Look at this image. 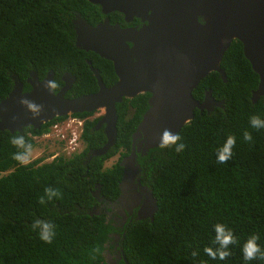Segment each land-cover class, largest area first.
<instances>
[{
  "label": "trees",
  "instance_id": "16d2710c",
  "mask_svg": "<svg viewBox=\"0 0 264 264\" xmlns=\"http://www.w3.org/2000/svg\"><path fill=\"white\" fill-rule=\"evenodd\" d=\"M73 11L91 25L104 17L86 0H0V100L12 87V75L23 90L28 89L25 78L31 70L38 78L53 72L58 85L59 76L70 72L75 83L66 98L92 93L96 85L85 60L99 71L105 86L115 80L109 61L74 47L69 25ZM107 18L110 23L129 25L119 13ZM219 67L225 81L211 71L199 80L191 96L201 101L203 92L209 90L214 100L222 101V107L208 113L193 110L192 119L177 132L185 149L178 153L175 146L156 147L136 154L140 182L151 190L156 211L151 222L135 220L126 227L122 252L129 264H264L259 257L245 261L242 254L252 235L259 236L257 243L264 250V128L250 125L252 115L264 119V98L250 101L257 77L238 41L229 44ZM147 96L138 94L115 105V141L103 155L89 159L85 154L105 141L101 129H92L97 118L84 122L79 153L59 152L42 162L50 154L44 151L27 165L13 159L18 149L10 143L11 137L23 135L33 148L45 141L43 146L52 144L59 151L58 141L34 137L64 116L38 129L0 131V264H99L110 227L101 216L87 214L95 204L91 191L97 185L99 195L116 197L121 174L118 163L129 151L130 135L147 107ZM128 106L132 108L129 113ZM245 131L252 134L251 142L243 140ZM229 135L236 137L233 156L221 164L217 151ZM114 156L116 160L105 167L104 161ZM48 187L59 189L62 198L41 205L38 200ZM36 219L55 226L51 244L33 231ZM217 223L229 228L238 241L229 246L231 255L225 260H213L204 252L205 247H218L213 243Z\"/></svg>",
  "mask_w": 264,
  "mask_h": 264
},
{
  "label": "water",
  "instance_id": "95a60500",
  "mask_svg": "<svg viewBox=\"0 0 264 264\" xmlns=\"http://www.w3.org/2000/svg\"><path fill=\"white\" fill-rule=\"evenodd\" d=\"M98 7L103 19L88 24L75 14L72 33L74 47L90 51L110 62L115 81L102 84L98 71L89 66L96 79V90L74 98L64 97L73 77L66 73L63 86L51 94L31 70L26 78L28 89L12 75V87L0 100V131L19 132L24 127L38 129L54 118L73 113H101L96 124H102L105 141L100 148L88 151L87 158L103 155L116 136L115 105L124 98L146 93L147 107L130 135V150L119 161L121 167L118 195L112 202L130 213L137 207L135 220L152 221L156 211L155 198L146 185L138 183L140 167L136 154L160 147L165 129L177 133L193 117V110L210 112L222 107L210 91L201 101L191 96L199 80L214 71L225 81L219 67L229 44H241L243 57L257 77L250 101L264 98V0H86ZM119 13L124 23L133 19V26L110 23L107 15ZM89 65V62L86 61ZM68 76H70L68 78ZM27 98L44 106L33 118L19 99ZM124 264H129L122 257Z\"/></svg>",
  "mask_w": 264,
  "mask_h": 264
},
{
  "label": "clouds",
  "instance_id": "9594fccd",
  "mask_svg": "<svg viewBox=\"0 0 264 264\" xmlns=\"http://www.w3.org/2000/svg\"><path fill=\"white\" fill-rule=\"evenodd\" d=\"M45 90L51 94H55V90L58 88V84L55 80H48L43 83ZM19 104L23 106L28 112L32 114V117L35 119L40 116L44 110L42 104H37L34 100L27 98L19 99ZM94 112V111H93ZM65 117V116H64ZM250 125L254 129L264 128V119H261L258 115H252L250 117ZM253 139L252 134L248 131L243 133V140L246 142H251ZM181 141V136L177 133H173L169 129H165L160 136V147L161 148H171L175 146L176 152H182L186 145ZM81 142V139H80ZM10 143L18 149L13 154V159L19 162L21 165H27L30 163L33 146L31 143L27 142L23 135H14L11 137ZM236 145V137L234 135H229L223 145L217 151V162L221 164L227 163L233 156V148ZM80 146H83L82 142ZM56 151V150H55ZM76 153V152H74ZM62 198V193L59 189L52 187L45 188L44 195H42L38 203L41 205L45 204L47 201H52L53 199ZM55 226L47 221L36 219L32 224L33 231H38L40 240L47 244H51L55 237ZM215 239L213 243L218 245V247H205L204 252L211 257L213 260L220 259L225 260L230 255L229 246L238 243L234 233L227 228L224 224L217 223L214 226ZM259 240L258 235L250 236L247 241L244 243L242 248V254L245 261H252L258 257L264 259V250L261 249L260 245L257 243ZM196 252L192 253V256L195 257Z\"/></svg>",
  "mask_w": 264,
  "mask_h": 264
},
{
  "label": "flooded vegetation",
  "instance_id": "af4514ba",
  "mask_svg": "<svg viewBox=\"0 0 264 264\" xmlns=\"http://www.w3.org/2000/svg\"><path fill=\"white\" fill-rule=\"evenodd\" d=\"M75 14H78L77 12L73 11L72 13V18L69 19V25H71L73 27V20H74V17H75ZM80 15V14H79ZM81 16V15H80ZM121 16V15H120ZM82 17V16H81ZM83 18V17H82ZM122 18V17H121ZM103 19V17L101 18V20ZM100 20V21H101ZM123 21V20H122ZM97 23V22H96ZM95 24V23H94ZM126 24V23H125ZM129 25L128 26H133L135 24H132V21L130 23H128ZM93 25V24H92ZM88 61L89 62V65H88V68L89 66L92 67V65L90 64V61L89 60H85V62ZM94 68V67H92ZM96 69V68H94ZM97 70V69H96ZM90 71V70H89ZM98 71V70H97ZM48 73V71L45 73V75ZM66 73H69L72 77H73V81H71L70 83V86H69V89L74 85L75 83V77L70 73V72H63L60 76H59V82L60 84L58 85V88L56 89L59 90V88H61V86H63V79H66L65 76L67 75ZM92 74V72H91ZM44 75V76H45ZM98 75L100 77V74H99V71H98ZM37 76V75H36ZM43 76V77H44ZM93 76V75H92ZM41 77V78H43ZM53 77H54V74L52 72V77H51V80H53ZM70 76H68L69 78ZM27 78V77H26ZM26 78H25V82H26ZM38 78V77H37ZM41 78H38V79H41ZM94 78V83L96 85V79L95 77L93 76ZM115 81V80H114ZM113 81V82H114ZM112 82V83H113ZM111 83V84H112ZM103 84V83H102ZM110 84V85H111ZM104 85V84H103ZM108 85V86H110ZM105 86V85H104ZM108 86H105V87H108ZM97 87V85H96ZM68 89V90H69ZM22 91H25L23 90V88L21 89ZM67 90V91H68ZM66 91V92H67ZM206 91V90H205ZM65 92V93H66ZM95 92V91H94ZM65 93H64V97H65ZM204 93V92H203ZM203 97V96H202ZM131 99V98H130ZM202 100V99H201ZM219 101V100H218ZM222 106V105H221ZM213 109V108H212ZM128 113L130 111H132V108L128 106V109H127ZM94 112H98V111H94ZM94 112H92L90 115H88L87 117H79L81 119H83V123L82 125L84 124V122L86 120H94L97 118L96 122L94 123L92 129L94 130H97V129H101V132H102V124H96L97 121L100 119L101 117V113L97 116H93V117H90ZM73 115V114H71ZM82 130H83V126H82ZM103 133V132H102ZM100 148V147H99ZM130 150V148H129ZM129 152V151H128ZM47 153H50L48 156H46L42 162H46V161H50L51 159L54 158V154L52 152H48ZM88 153V152H87ZM85 154V159H89L87 158V155L88 154ZM58 154V153H57ZM56 154V155H57ZM55 155V156H56ZM127 155V154H126ZM125 156V155H124ZM93 157V156H92ZM47 158L46 161H44L45 159ZM140 171V170H139ZM120 180V178H119ZM119 182V181H118ZM138 183L140 185H144V184H141L140 182V177H139V174H138ZM117 189H118V184H117ZM99 189H98V186L94 185V189L91 191V195L94 199V202L95 204L90 207V211H86V213L90 216H101L102 219H103V223L107 224L110 229L109 231L106 233V239L105 241L102 243V250L100 252V255H101V261L99 262V264H119V262H123L122 260V257H124L123 255V252H122V240H123V237H124V233H125V229L126 227L132 222V221H135L134 217L136 215V210H137V207H134L131 209L130 213H128L127 211H125L124 209L121 210V212H117L118 209H119V206L118 205H113L112 202L114 201V199L116 198H107V197H103L101 195H99ZM118 195V193H117ZM116 195V196H117ZM147 219V218H145ZM140 220H144V219H140ZM125 259V258H124Z\"/></svg>",
  "mask_w": 264,
  "mask_h": 264
},
{
  "label": "built area",
  "instance_id": "2783aa9c",
  "mask_svg": "<svg viewBox=\"0 0 264 264\" xmlns=\"http://www.w3.org/2000/svg\"><path fill=\"white\" fill-rule=\"evenodd\" d=\"M82 123L83 119L77 116L67 115L50 123L47 131L34 137V139L56 140L61 143V147L59 151L53 152L54 156L58 152L68 155L77 152L80 149Z\"/></svg>",
  "mask_w": 264,
  "mask_h": 264
},
{
  "label": "rangeland",
  "instance_id": "374dc122",
  "mask_svg": "<svg viewBox=\"0 0 264 264\" xmlns=\"http://www.w3.org/2000/svg\"><path fill=\"white\" fill-rule=\"evenodd\" d=\"M99 114H100L99 112H94L90 117L97 116ZM44 143H45V141L44 142H41V145L40 146L33 148V153H32L31 160L34 159V158H36V157H38V156H40L41 154H43L42 152H44V151H48V152H52V153L55 152V150H53V148H54L53 146L54 145L48 144L47 145L48 147H46V146H43ZM82 148H83V146H80V149L76 153H79L82 150ZM46 160H47V158L44 161H46ZM115 160H116V156L107 159L106 161H104V166L105 167H108Z\"/></svg>",
  "mask_w": 264,
  "mask_h": 264
}]
</instances>
